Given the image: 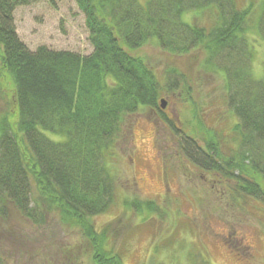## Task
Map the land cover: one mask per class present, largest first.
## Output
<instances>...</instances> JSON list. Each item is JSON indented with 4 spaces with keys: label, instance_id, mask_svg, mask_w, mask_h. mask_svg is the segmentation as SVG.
<instances>
[{
    "label": "trees",
    "instance_id": "1",
    "mask_svg": "<svg viewBox=\"0 0 264 264\" xmlns=\"http://www.w3.org/2000/svg\"><path fill=\"white\" fill-rule=\"evenodd\" d=\"M33 1L0 0V72L10 77L16 104L15 125L0 119V198L22 217L41 226L56 212L81 230L91 247L90 264H123L121 252L106 245L92 218L116 203L106 158L126 137V116L139 106L160 109L156 73L127 50L151 39L173 55L201 48V67L224 73L227 106L238 119V147L223 164L213 143L203 146L181 129L182 148L192 164L222 176L232 191L264 199L256 180L264 181V75L253 76L246 36L255 28L264 38V0L256 20L253 6L240 10L235 0H74L88 30V54L46 45L29 49L17 34L13 12ZM206 9L215 11L209 27L182 19L185 11ZM177 75L166 78L165 90H179V97L189 88L182 72ZM44 131L64 139L54 141ZM121 206L138 216L165 215L156 198L125 197ZM64 256L68 264L78 263L74 253Z\"/></svg>",
    "mask_w": 264,
    "mask_h": 264
},
{
    "label": "rangeland",
    "instance_id": "2",
    "mask_svg": "<svg viewBox=\"0 0 264 264\" xmlns=\"http://www.w3.org/2000/svg\"><path fill=\"white\" fill-rule=\"evenodd\" d=\"M259 1L235 0V6L240 10L253 6L256 20ZM214 15L208 9L185 11L182 19L209 27ZM13 16L17 34L31 50L39 45L81 54L92 50L84 15L74 0H36L18 5ZM246 36L252 73L260 79L264 75V38L255 28ZM127 50L156 73L161 85L159 99L167 103L159 111L139 106L137 113L126 116V137L115 143L106 158L117 186L116 203L92 218L95 230L104 231L106 245L121 252L123 264H264V199L245 198L232 191L222 176L192 164L182 148L183 132L203 146L213 143L224 164L238 147V119L227 106L224 73L203 69L205 53L198 47L185 55H173L151 39ZM178 72L185 77V89L189 88V93L181 92L179 97V90H165L166 78H178ZM14 99L13 83L2 70L0 119L6 117L12 125ZM44 133L54 141L64 139L60 134ZM256 180L264 189V181L259 176ZM125 197L156 198L165 215L138 216L122 208ZM0 208H4L0 211L4 264H68L64 255L73 253L77 264L91 263V247L81 230L61 221L58 213H51L44 225L37 226L5 199L0 198Z\"/></svg>",
    "mask_w": 264,
    "mask_h": 264
},
{
    "label": "water",
    "instance_id": "3",
    "mask_svg": "<svg viewBox=\"0 0 264 264\" xmlns=\"http://www.w3.org/2000/svg\"><path fill=\"white\" fill-rule=\"evenodd\" d=\"M159 103H160L161 108H164L167 102H165V99L160 98Z\"/></svg>",
    "mask_w": 264,
    "mask_h": 264
}]
</instances>
